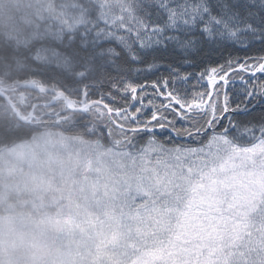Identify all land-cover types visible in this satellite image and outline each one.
I'll return each instance as SVG.
<instances>
[{
    "label": "snow or ice",
    "instance_id": "obj_1",
    "mask_svg": "<svg viewBox=\"0 0 264 264\" xmlns=\"http://www.w3.org/2000/svg\"><path fill=\"white\" fill-rule=\"evenodd\" d=\"M127 13L25 55L49 87L75 93L82 120H106L141 161H176L178 179L181 160L264 154V0H129Z\"/></svg>",
    "mask_w": 264,
    "mask_h": 264
},
{
    "label": "rangeland",
    "instance_id": "obj_2",
    "mask_svg": "<svg viewBox=\"0 0 264 264\" xmlns=\"http://www.w3.org/2000/svg\"><path fill=\"white\" fill-rule=\"evenodd\" d=\"M113 141L123 143L115 133ZM80 154L41 137L4 155L9 177L18 166L44 216L0 218V264H85L81 250L89 263L119 250L131 257L125 264H233L246 246L264 247V154L181 160L182 179L176 161ZM149 172L158 180L141 179ZM157 189L136 215V198ZM160 230L162 240L152 236Z\"/></svg>",
    "mask_w": 264,
    "mask_h": 264
},
{
    "label": "trees",
    "instance_id": "obj_3",
    "mask_svg": "<svg viewBox=\"0 0 264 264\" xmlns=\"http://www.w3.org/2000/svg\"><path fill=\"white\" fill-rule=\"evenodd\" d=\"M128 4L129 0H0V48L7 45L12 49L7 61L0 57V62H4L0 86L13 89L22 83L33 82L59 91L40 79V72L46 69L25 52L38 41L74 35L97 25L103 27L101 21L115 24L122 15L127 16ZM65 94L73 107L80 108L75 93ZM8 95L19 109L20 118H26V121H22L9 102L0 97V218L39 221L44 216L18 166L14 168V176L9 177L11 168L5 164L4 155L19 145L45 137L49 142L61 144L73 155L83 151L80 156H86L92 150L103 154L113 149L134 157L124 143L113 141L114 134L109 136L103 131L106 120L96 117L82 120V113L69 110L64 98L56 99L55 95L27 89ZM158 233L159 236H152L162 240L165 234L161 230ZM152 239L150 236L147 244H151ZM81 251L86 254L83 255L85 264H125L131 259L121 257L117 250L114 255L102 252L95 263H89L91 254ZM243 254L244 260L238 259L233 264H264V247L246 246Z\"/></svg>",
    "mask_w": 264,
    "mask_h": 264
},
{
    "label": "water",
    "instance_id": "obj_4",
    "mask_svg": "<svg viewBox=\"0 0 264 264\" xmlns=\"http://www.w3.org/2000/svg\"><path fill=\"white\" fill-rule=\"evenodd\" d=\"M20 89H27V90L38 91V92H42V93H48V94H52V95L57 96V98L63 97L65 99L66 106L68 107V109H70L72 111L81 112V109H73L71 107V101H70L69 97L64 92L56 91V90L48 88L42 84L37 85V84H34L33 82L22 83L20 86L15 87L13 89H8V88H5L3 86H0V97H3L4 99H6L9 102V104L14 108V110H15L16 114L19 116V118H20V111L16 107L14 102L11 100L8 93L13 92V91H18ZM20 119L22 121H26V119H22V118H20Z\"/></svg>",
    "mask_w": 264,
    "mask_h": 264
}]
</instances>
